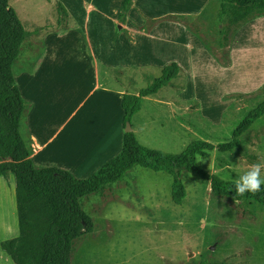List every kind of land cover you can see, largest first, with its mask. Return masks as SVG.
Wrapping results in <instances>:
<instances>
[{"label":"rangeland","instance_id":"rangeland-1","mask_svg":"<svg viewBox=\"0 0 264 264\" xmlns=\"http://www.w3.org/2000/svg\"><path fill=\"white\" fill-rule=\"evenodd\" d=\"M7 1L25 32L35 35L54 25L44 33L55 40L63 36L62 30L57 32L61 28L56 25L62 15L59 4L77 15L87 12L80 4L82 0ZM98 1L109 9L120 0ZM187 1L192 6L198 2L186 0L184 3ZM167 2L135 1L137 9L150 17L146 28L154 30L148 38L136 39L140 40L141 47L150 48L155 55L159 47L165 48L167 56L163 58L166 61L174 58L179 73L158 96L151 97L156 101H141L140 110L129 122L130 128L140 145L170 154L180 153L193 141L213 146L229 142L240 122L264 99V17L229 27L226 15L218 18L219 3L216 2L200 16H187L198 17L183 19L187 27L181 28L168 20H159L170 13ZM92 7V13H97L95 6ZM70 18L73 24L76 18ZM155 23L160 24L155 26ZM90 25L93 29L99 28L107 38L105 42L95 43L89 39L97 54L105 52L103 46L111 45L113 36L123 34H113L117 26L105 21H98L96 27L93 21ZM72 34L66 38H74ZM77 51L83 52L84 48L79 47ZM21 54L22 47L17 61ZM138 54L143 56L140 64L154 61L153 55L147 56L142 50ZM39 61L45 62L42 56ZM16 62L11 68L13 77H17ZM142 72L125 73L126 78L132 79L134 89L129 88L130 93L147 88L158 75L156 69L146 68ZM76 73L77 70H72L71 76L63 79L69 91L68 100L67 94L60 96L56 91L58 98L65 99L61 104L54 102L60 108L64 105L74 110L87 95L85 89L82 92V86L78 88L83 78L74 76ZM52 83L55 88L61 84L60 72ZM110 112L122 119L125 134L122 100L115 102L96 92L83 100L71 122L79 131L94 133L87 139L79 131H71L64 141L60 136L57 143L39 155L52 160L54 166L45 168H58L85 180L119 156L122 138L118 149L113 151L115 154L106 162L86 167V160L91 157L89 152L99 153L110 143L109 139L98 141L110 130ZM237 151H207L197 158V165L208 175L235 180L252 164H264V115L239 138ZM81 165L85 169L79 173ZM261 177L264 178V168ZM180 180L186 195L179 205L171 199L172 178L167 173L140 167H133L121 180L79 199V207L90 219L93 229L74 241L70 264H264V207L254 199L218 196L210 181L193 173L181 172ZM231 180L223 181L233 184ZM17 235L14 179L10 174L0 178V242ZM0 264H13L1 250Z\"/></svg>","mask_w":264,"mask_h":264},{"label":"trees","instance_id":"trees-1","mask_svg":"<svg viewBox=\"0 0 264 264\" xmlns=\"http://www.w3.org/2000/svg\"><path fill=\"white\" fill-rule=\"evenodd\" d=\"M217 1V16L222 19L226 15L229 27L264 17V0ZM129 3L130 0H123V11ZM59 8L62 16L66 15L65 10ZM30 35L8 6V1L0 0V178L13 176L18 226V235L1 241L0 250L13 264H70L74 241L93 229L90 219L79 207V199L121 180L133 167L167 173L172 178L171 199L177 205L186 195L180 174L189 172L210 181L213 192L218 196L254 199L264 207L263 185L258 193L240 196L235 192L234 184L208 175L197 165V158L207 151L217 149L238 153L239 138L264 115V99L240 122L232 133V139L223 144L213 146L193 141L180 153L170 154L140 145L131 132L123 136L120 155L88 179H76L58 168L35 167L19 131L24 102L11 69ZM178 73L176 63L167 64L150 86L137 95L124 94V124L140 110L142 98L153 96L167 87Z\"/></svg>","mask_w":264,"mask_h":264},{"label":"crops","instance_id":"crops-1","mask_svg":"<svg viewBox=\"0 0 264 264\" xmlns=\"http://www.w3.org/2000/svg\"><path fill=\"white\" fill-rule=\"evenodd\" d=\"M135 1L131 0L126 10L123 11V0L116 1L109 9L103 7L101 1L82 0L80 4L87 9L84 15L74 14L59 4L66 12V15H61L59 21H56L57 27L61 28L57 32L62 30V39L55 40L44 33V31L47 33L54 28L53 25L44 29L41 28L43 29L41 31L42 35L41 32H36L35 35L31 33L23 43V55L21 54L17 61L18 63L16 62L17 77H14L15 85L24 101V111L19 131L29 151V158L32 162H35L36 166H54L51 163L52 160L41 158L39 155L44 149H48L50 145L52 146L57 143L56 141L60 136H62L61 141H64L71 131H79L78 127L72 125L71 119L75 115V109L82 105L83 100L92 95L93 92L107 95L109 99L119 102L122 100L124 94L137 95L140 92L135 91L133 93L132 91L130 93L128 91L131 88L132 79L125 77L126 72L134 71L136 73L134 75H138L143 73L142 71H145L146 68L150 71L156 69L158 75L154 77L153 80H155L160 76L163 67L167 64L174 62L177 64L174 58L169 59V61L164 59L167 56L165 48L161 49L159 47L158 53L155 55V52L150 48L140 46L141 42L136 38H148L154 30L146 28L150 17L144 11L137 9ZM167 1L168 7L171 8L170 13L159 18V20H168L171 25H179L181 28L187 27L182 23L183 19L198 17L187 16L196 14L200 16L208 8H211L209 7L210 5L218 3L217 0H198V5L192 6L191 1H187V3H184L186 0ZM64 4L66 5L65 2ZM91 4L95 6L98 14L96 12L92 13L93 7ZM184 4L186 5L184 6ZM209 11L211 12L212 10L209 9ZM70 17L76 18L72 20L73 24L70 23ZM92 21L95 22V27L98 21H105L106 24L117 26L113 34L115 32L119 33V35L123 33L121 36H113L111 45L103 46L106 48L102 49L105 51L104 53L100 51L97 54L92 49L91 43H89V39L92 40V43L105 42L107 40L105 34L101 30L99 32V28L93 29L91 27L90 23ZM159 24L155 23V26ZM70 33H73L72 36L74 38H66ZM86 34L87 38L85 39L83 37ZM79 47H83L84 51L78 52L77 49ZM141 50L143 54L146 52L147 56L153 55L154 61L152 63L140 64L143 56L138 54V52ZM54 52L60 55H52ZM114 53H118L119 55L113 56ZM40 56L43 57L45 62L39 61ZM49 57L52 58V61L47 60ZM45 66L46 68L44 69ZM72 70H77L74 76H81V79L83 78L82 84L78 88L81 89L82 86V92L85 89L87 94L75 106L74 110L69 106L63 105L60 108L58 104H54V102L59 104L65 102L64 98H58L56 91L60 92V96L67 94L66 100H68L69 91L67 86L63 85V79H68L71 76ZM57 72L61 74V84L58 88H55L52 81L57 78ZM64 88H67V90L65 91ZM131 89L133 90L134 88ZM158 93L153 96L144 97L142 100L153 99L152 101H156L155 98L151 97L158 96ZM108 120L110 130L98 141L109 139L110 143L99 153L93 152L90 154L91 157L86 160V167L106 162L112 154H115L113 151L118 149L119 139H123L124 126L122 119L110 112ZM79 132L84 139L90 138L94 133L87 132L86 130H80ZM83 169H85V166L81 165L77 171L80 173Z\"/></svg>","mask_w":264,"mask_h":264},{"label":"clouds","instance_id":"clouds-1","mask_svg":"<svg viewBox=\"0 0 264 264\" xmlns=\"http://www.w3.org/2000/svg\"><path fill=\"white\" fill-rule=\"evenodd\" d=\"M262 168H264V164L254 163L235 180H231L228 176H222L221 179L226 181L231 180L237 195L243 196L246 193L255 194L261 191V185L264 184V178L261 177Z\"/></svg>","mask_w":264,"mask_h":264},{"label":"water","instance_id":"water-1","mask_svg":"<svg viewBox=\"0 0 264 264\" xmlns=\"http://www.w3.org/2000/svg\"><path fill=\"white\" fill-rule=\"evenodd\" d=\"M125 127H126L125 133H131L132 132V130L130 128V123L129 122H126L125 123Z\"/></svg>","mask_w":264,"mask_h":264},{"label":"bare ground","instance_id":"bare-ground-1","mask_svg":"<svg viewBox=\"0 0 264 264\" xmlns=\"http://www.w3.org/2000/svg\"><path fill=\"white\" fill-rule=\"evenodd\" d=\"M92 151L89 152V154H91Z\"/></svg>","mask_w":264,"mask_h":264}]
</instances>
